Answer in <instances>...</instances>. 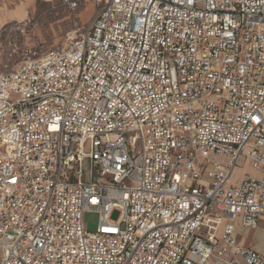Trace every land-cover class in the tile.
I'll return each mask as SVG.
<instances>
[{
  "label": "built area",
  "instance_id": "built-area-1",
  "mask_svg": "<svg viewBox=\"0 0 264 264\" xmlns=\"http://www.w3.org/2000/svg\"><path fill=\"white\" fill-rule=\"evenodd\" d=\"M61 2L0 72V264H264V0Z\"/></svg>",
  "mask_w": 264,
  "mask_h": 264
},
{
  "label": "rangeland",
  "instance_id": "rangeland-1",
  "mask_svg": "<svg viewBox=\"0 0 264 264\" xmlns=\"http://www.w3.org/2000/svg\"><path fill=\"white\" fill-rule=\"evenodd\" d=\"M21 3L25 8L17 11ZM94 12L92 5L68 9L61 0H0V72L14 68L27 55H37L66 42L72 31L81 26ZM86 172L90 162L84 163ZM258 175L249 161L242 158L234 171L232 181L245 175ZM86 179H89L88 174ZM117 211L111 214L114 219ZM98 214L86 211L83 222L86 229L93 230L97 225ZM258 241L256 247L264 250V215L258 219ZM253 241V232L246 236Z\"/></svg>",
  "mask_w": 264,
  "mask_h": 264
},
{
  "label": "crops",
  "instance_id": "crops-1",
  "mask_svg": "<svg viewBox=\"0 0 264 264\" xmlns=\"http://www.w3.org/2000/svg\"><path fill=\"white\" fill-rule=\"evenodd\" d=\"M19 8H18V7ZM16 6V10L17 11H20L21 10V8L23 9V8H25L21 3H18V5ZM21 7V8H20ZM258 228H261V227H259L258 226ZM258 228L255 230V231H252L253 232V241H251V242H247V240H246V236L247 235H244L243 236V239H242V241L244 242V244L245 245H251V246H254V247H256L255 245H256V243H257V241H258V234H257V230H258ZM257 248V247H256ZM259 249V248H258ZM261 250V249H260Z\"/></svg>",
  "mask_w": 264,
  "mask_h": 264
},
{
  "label": "bare ground",
  "instance_id": "bare-ground-1",
  "mask_svg": "<svg viewBox=\"0 0 264 264\" xmlns=\"http://www.w3.org/2000/svg\"><path fill=\"white\" fill-rule=\"evenodd\" d=\"M17 5H18V4H17ZM17 5H16V6H17ZM17 7H18V6H17ZM18 8H19V7H18ZM20 8H21V7H20ZM15 9H16V8H15ZM23 9H24V8H23ZM21 10H22V8H21Z\"/></svg>",
  "mask_w": 264,
  "mask_h": 264
}]
</instances>
